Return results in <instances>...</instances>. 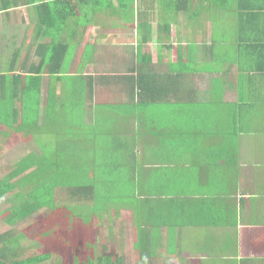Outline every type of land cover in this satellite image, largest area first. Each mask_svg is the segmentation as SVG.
Segmentation results:
<instances>
[{
  "label": "crops",
  "instance_id": "0c3cea01",
  "mask_svg": "<svg viewBox=\"0 0 264 264\" xmlns=\"http://www.w3.org/2000/svg\"><path fill=\"white\" fill-rule=\"evenodd\" d=\"M65 1L69 7L56 0H13L0 10V68L7 63L0 74L10 81L14 74L24 78L4 91L28 94L24 104L2 101L0 117L24 106L38 126L45 98L63 92L61 81L53 90L51 79L63 75L67 59L73 62L66 76L87 60L79 75L85 77L79 88L92 92L80 105L90 118L86 125L97 122L91 104L109 109L118 98V108L136 126L135 136L110 145L114 160L129 151L126 174L122 163L112 164L120 167L119 176H128L132 200L96 210L93 219L102 215L108 224L99 247H113L106 252L122 262L130 254L133 264H264V0H241L242 7L239 0ZM70 8L65 22L45 27ZM57 43L64 53L51 48ZM154 74L175 78L166 77L163 100L140 104L131 84ZM21 124L19 115L0 121V186L8 185L0 194V235L6 237L13 229L11 211L28 200L31 190L24 189L49 178L39 162L25 161L39 154L30 153L37 146ZM92 198L87 194L75 203L93 204ZM25 241L30 244L19 243L24 251L44 247L32 237Z\"/></svg>",
  "mask_w": 264,
  "mask_h": 264
},
{
  "label": "rangeland",
  "instance_id": "374dc122",
  "mask_svg": "<svg viewBox=\"0 0 264 264\" xmlns=\"http://www.w3.org/2000/svg\"><path fill=\"white\" fill-rule=\"evenodd\" d=\"M70 22L74 23V20H70ZM58 23L59 22H57V24ZM61 26H63V24H61ZM45 47L47 56H49L52 51L49 46ZM72 48V46L69 48V54ZM89 49L90 45L88 46V50ZM5 55L6 54H2L3 58H5ZM69 56L71 57V55ZM11 57L13 56L11 55ZM72 62L73 61L70 59H67L64 65L61 66V73L63 75L61 74L62 76L60 78L54 77L51 79L53 90L59 83L58 80H60L63 92L57 95L52 91L50 93L51 95L47 96L45 102L42 104L43 110L39 117V119H41V124L39 123L38 126L33 124L32 109L23 106V109L19 111L20 124L22 123L20 127H28L30 132L29 135H31L29 142H34L37 146L32 152H27L39 154V156H32L33 154H29L27 158L39 162L41 170L52 167L53 171L59 174L62 180L56 179L51 175L50 178L40 180L39 186L34 184L24 189L25 191L28 190V192L32 190L31 196L34 197L31 198V196H29L28 200L18 202V206L15 208L17 211L21 210L25 203H27V205H38L43 203L45 207L29 216L24 222L18 224L14 233L20 234L21 231H26L35 224V222L45 220L44 225L39 228V237H35L44 247L42 249L38 248L39 250L37 249L36 253L39 254L50 249V246L54 243L55 247L57 245L56 239L57 241L61 240L63 245L65 237L69 238L71 243L79 242L78 246L73 251L79 256L80 260L79 263L74 262L73 264H93L91 260L92 257L94 262H97V256L103 255V264H112V261H114V253H108L106 250H110L113 247L108 248L101 244V247H99L97 243L102 236L103 226L104 228L106 226V228H108V224L106 220H103L102 215H100V217L97 215L98 213L100 214V212H96V210H100L106 207V205H109V207L112 205L115 209L125 202L130 203L132 200V197L129 195V190H131V188L128 184H125L128 183V181H126L128 176H119L120 167L112 164V162L122 163L121 169H123V172L126 174L124 170L127 169V164L129 163V151L124 150V152L117 157L118 160L109 157V154L113 152L110 147L111 144L125 143L132 135H136L133 131L136 126H134V121L132 119L131 121L126 119L127 110L118 108L122 103L118 98L112 100L109 109H106V107L102 109L99 106L91 104L89 110H96L98 112L97 122L94 126L86 125V122L90 118L86 116L87 113L84 112V109H82L80 105L82 101L87 100L88 97H92V92L89 91V94H86L85 91L81 90L83 89L81 83L85 81V77L79 75L83 74V63H87V60L74 64L73 72H75V74L66 76L65 74H69L72 68V66H70ZM3 63L4 62H2V64ZM49 63L50 62H48V64ZM6 64L7 63L3 64L0 68V72L5 71ZM16 68H19V66ZM28 80L29 78L26 81ZM45 94L46 93L43 92V98ZM216 99H219L218 96H216ZM28 101L27 103H29ZM29 105L31 106V104ZM130 109L133 114L137 115V108L135 106ZM82 113L84 114V119ZM118 113H123L124 115H122L120 119H117L116 115ZM152 115L155 117L167 116L165 114L156 113ZM108 119H111L113 122L108 121ZM106 122H108L109 125H107ZM126 128L128 130H125ZM116 129L119 133L116 132ZM16 141H18L17 138L14 139L12 143L9 141V144L14 146L13 144H16ZM116 153L117 152L114 154ZM13 158L15 159V157ZM3 168L4 167L1 166L0 177L4 175ZM93 172L94 174H91ZM35 185L36 187H34ZM50 186L52 187L49 192L51 196L46 192V187ZM67 186L70 188L77 186H92L94 188L93 192L95 193L92 198L94 199L93 204L80 203V205H78L79 203H75L77 200H80V198L68 197V195L65 194ZM13 200L17 201L15 199ZM51 203L55 206V216H53L55 212L53 208V210L51 209ZM13 206H15V203ZM94 213L97 214H95V218L93 219ZM105 214H108V216H106L108 220L111 218L113 219V215L110 212L107 211ZM50 216L51 219H48ZM52 223L55 224V228L48 227L49 225L52 226ZM75 225H77L76 228ZM80 227L84 228L83 233ZM60 230H62L61 232L63 234ZM55 234H57L56 238ZM101 240L99 243H101ZM19 243H21V246L30 244L24 239ZM98 248L102 252H99ZM27 255L31 256L33 254L29 250H26L20 254V257ZM54 256L56 259H60L59 254L55 253ZM110 257L112 260H110ZM124 260H126V262H122L123 264H133L135 261L130 254L125 255ZM60 261L62 262L63 260L61 259ZM225 263L226 262L223 264ZM204 264L216 263L209 261L208 263L204 262ZM220 264H222V262H220Z\"/></svg>",
  "mask_w": 264,
  "mask_h": 264
},
{
  "label": "trees",
  "instance_id": "16d2710c",
  "mask_svg": "<svg viewBox=\"0 0 264 264\" xmlns=\"http://www.w3.org/2000/svg\"><path fill=\"white\" fill-rule=\"evenodd\" d=\"M11 1L13 0H0V10L1 11H5V9L8 7L9 3H11ZM36 1V0H34ZM57 2H55V4L64 6V7H69V5L67 4L68 2L65 0H56ZM23 2L25 3H30L32 2V0H23ZM46 3V4H44ZM41 5L46 6L48 3L44 2ZM239 4L240 7H242L241 4V0H239ZM73 14V10L70 8L68 10L67 13L63 14V17L61 18H53V19H49V21H47L45 23V27L46 28H54V26L52 25V21H57L59 23L65 22L66 19L68 17H70ZM241 15V14H240ZM56 47V48H61L63 49V52L65 51V47L62 44H54L51 46V48ZM62 54H61V58H62ZM54 58H56V56H54ZM48 64V62H47ZM50 65H56L58 68L61 65V62H50ZM43 66H47L46 65V61H43ZM166 77H168V80L173 79L174 76L172 75H153L150 81L147 80H143L142 78H135L133 83L131 84L132 86V96L134 95H138V101L140 102V104L144 102H148L149 100L152 101H158V100H163L166 93L167 89H164L166 86ZM175 78V77H174ZM33 82L35 80L34 77L30 78ZM20 80L24 81V78L19 76L18 74H14L12 77V80H9V77H6L5 74H0V104L1 106H3L2 101H9V102H13L15 99L19 100L20 103L24 104L26 101V95L28 96V94H26L25 92H22L19 90V92H17L16 90H13L12 92H6L4 90H6L7 87L13 86V89H15L17 83H19ZM136 89H137V93H136ZM130 93V92H129ZM51 95V94H50ZM47 98V97H46ZM45 98V99H46ZM6 108H8L7 104H5ZM19 111L20 108L18 110H7L6 111V116L0 117V121L5 120V122L8 121V119H11L12 121L16 120L18 115H19ZM2 114V113H1ZM21 122V121H20ZM25 161L27 162H31V159L25 158ZM48 169V168H47ZM43 170V172L45 173V175H47L49 178L52 176H54L56 179H60L59 174H56V172L53 171L52 167H49L48 170ZM46 171V172H45ZM15 173V172H14ZM13 173V174H14ZM64 186V185H63ZM7 187L8 185H1L0 186V194L5 193L7 191ZM59 187V186H58ZM51 186L50 187H46V192L49 196H51L49 194L50 190H51ZM65 188V187H63ZM67 189H65V194L68 195V197H76V198H80V200H77V202H83L82 199H84V197H86V195H90L91 197H94L95 193L94 188L92 186H77V187H66ZM32 191V190H31ZM32 193H29V196H31ZM34 196H31V198H33ZM80 205V203L78 204ZM43 207H45V204H38V205H27V203H25V205L23 206V208L19 211H17L15 208L11 211V220H12V226L15 229H12L11 233H7V237L4 235H0V261H4L8 260L9 255H10V262L9 264H36V263H40V262H48V264H73L75 263H79V256L73 251L75 250V248L78 246V243L74 242L71 243V240L69 241V238H65L64 237V244L62 245L61 240L57 241V245L54 247V244H52L50 246V249H48V251H43L41 253H36V249L32 248V254L31 256H23L20 257V254L24 252V249H21L19 242L24 239V240H28L31 239V237L34 239V241L38 242V245L44 246L42 245V243H40L39 241H37V239L35 237H39V231L42 227V225H44L45 220H39L37 222H35V224H33L29 229H27L26 231H21L20 234H15L14 231H16V226L18 224H20L21 222H24V219H27L29 216L33 215L35 212L41 210ZM48 208V207H47ZM54 210H53V209ZM50 209V208H49ZM51 209L55 212V206L52 205L51 203ZM56 212L54 213L53 216H55ZM47 219V218H46ZM48 219H51V216L48 217ZM53 224V223H52ZM48 226V225H46ZM50 228H55V224H53L52 226H48ZM77 227V225H75V228ZM68 230V228H67ZM81 232H84V228L80 227ZM62 230H60L61 232ZM62 233V232H61ZM63 234V233H62ZM45 235V234H43ZM57 234H55V238H56ZM11 246V247H10ZM35 248H37V246H35ZM27 250V249H26ZM31 250V249H29ZM5 251V252H4ZM10 253V254H9ZM55 253L59 254L60 259H56L55 258ZM93 256V255H92ZM104 256V255H103ZM103 256H97L96 260L97 262H94V259L92 257V262L93 264H103L104 263V259ZM53 257V258H52ZM63 260L62 262L60 260ZM59 260V261H58ZM68 260V261H65ZM112 264H123L121 259L118 258L117 260L112 261Z\"/></svg>",
  "mask_w": 264,
  "mask_h": 264
}]
</instances>
